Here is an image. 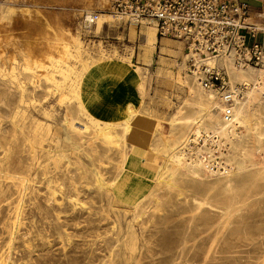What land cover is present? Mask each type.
I'll return each instance as SVG.
<instances>
[{
  "label": "rangeland",
  "instance_id": "374dc122",
  "mask_svg": "<svg viewBox=\"0 0 264 264\" xmlns=\"http://www.w3.org/2000/svg\"><path fill=\"white\" fill-rule=\"evenodd\" d=\"M112 1L0 0V264H264V200L245 207L217 241L200 234L205 218L193 222L183 200L166 198V186L157 193L160 210L135 217L142 192L168 165L173 115L198 108L189 103L186 80H193L180 41L166 40L173 48L161 49L153 72L134 65L129 48L100 39L105 22L118 21L103 17L82 28L85 13L106 12ZM147 27L155 45L159 37ZM133 67L145 82L141 99L128 81ZM93 78L119 117H98ZM98 178L107 188H98Z\"/></svg>",
  "mask_w": 264,
  "mask_h": 264
},
{
  "label": "bare ground",
  "instance_id": "6f19581e",
  "mask_svg": "<svg viewBox=\"0 0 264 264\" xmlns=\"http://www.w3.org/2000/svg\"><path fill=\"white\" fill-rule=\"evenodd\" d=\"M179 43L183 45V42ZM185 59L187 61V54ZM220 65L225 67L232 87L238 84L246 87L243 96L235 101L232 117L230 119L224 117L226 106L218 94L213 91H205L198 82L197 76L188 73L194 81L186 80L190 90V102H188L195 105L198 112L196 115L189 112L187 108L182 107L183 104L182 108L173 115L170 122L174 137L166 150L169 159L168 165L161 170L158 182L147 185L146 191L142 192L139 201L138 198H135L138 201L135 206V217H140L141 220V217L145 215L146 208L160 210L163 198L157 193L163 191L162 186H166V198L175 202L183 200L186 206H189L187 207L192 221L197 218H205L204 221L198 223L200 228L201 226L205 228L200 231V234H206L213 241L224 238L233 219L238 217L245 207L264 200V77L252 67L239 68L235 66L229 57L221 59ZM186 66L184 68H187ZM139 69V67H134V72ZM179 77L181 78L180 75ZM133 78L138 93L144 97L146 92L144 80L139 75L138 77L133 76ZM199 88L206 97L199 94L197 90ZM126 107L129 109L127 111L128 119L134 117L132 104L130 103ZM123 128L126 130V127ZM114 135L116 138H122L123 132H116ZM224 148L228 150L227 154L223 153ZM152 149L157 152L161 150V146L154 143ZM77 151L79 152V149ZM215 151L221 152V158H214L213 152ZM257 156H260L262 160H257ZM124 161L121 158L120 170L124 168ZM231 161L235 162L234 169H230ZM104 167L102 166V168ZM105 168L107 169V167ZM96 181L98 188H107V182L104 179L98 178ZM106 257L108 258V256Z\"/></svg>",
  "mask_w": 264,
  "mask_h": 264
},
{
  "label": "built area",
  "instance_id": "2783aa9c",
  "mask_svg": "<svg viewBox=\"0 0 264 264\" xmlns=\"http://www.w3.org/2000/svg\"><path fill=\"white\" fill-rule=\"evenodd\" d=\"M102 16L151 26L159 38L183 42L187 72L205 91L218 94L227 119L246 87L231 86L220 60L229 57L235 66L252 67L264 77V26L247 23L248 6L240 0H113L106 12L85 13L82 28L92 29Z\"/></svg>",
  "mask_w": 264,
  "mask_h": 264
},
{
  "label": "crops",
  "instance_id": "0c3cea01",
  "mask_svg": "<svg viewBox=\"0 0 264 264\" xmlns=\"http://www.w3.org/2000/svg\"><path fill=\"white\" fill-rule=\"evenodd\" d=\"M241 2L245 3L248 6L249 11V18L247 23L251 26H255L257 28H261L264 26V0H240ZM263 15V16H262ZM114 26H111L108 22H105V28L101 33V38L105 44L108 46H114L118 50L125 51V48H129V50L135 53L133 57L134 65H139L143 68L151 67L155 68L153 72L157 71V68L160 66V56H161V49L167 47L168 49L172 50L173 46L167 44L166 40L163 38H157L155 40V45L149 42V36L153 33L152 28H148L146 25H136L132 24L127 21L113 23ZM156 33V32H155ZM260 39L262 37L260 36ZM179 43V42H177ZM182 45L181 43H179ZM183 52L186 53V49L184 44ZM138 52V53H137ZM173 58H180V54H173ZM162 65V64H161ZM134 70V67H133ZM132 70V71H133ZM119 68H114L113 71H110L117 76L119 73ZM134 71L130 75L128 81L129 84L134 88L138 97L139 96L135 85L132 84L131 78L133 77ZM94 84H96V89L98 94H91L90 91L94 88ZM105 86L98 83V80L91 79L90 84L88 86V91L91 95V99L96 102V113L99 118H116L115 116L119 117V110L109 106V96H105L102 90H104ZM95 90V89H94ZM109 97V99H108ZM102 112V115H101Z\"/></svg>",
  "mask_w": 264,
  "mask_h": 264
}]
</instances>
